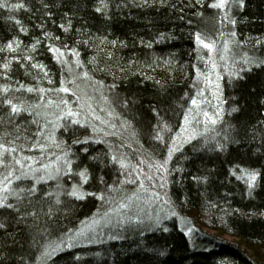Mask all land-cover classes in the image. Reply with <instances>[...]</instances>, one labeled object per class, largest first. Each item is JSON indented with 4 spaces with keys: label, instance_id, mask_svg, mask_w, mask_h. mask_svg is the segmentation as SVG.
I'll return each mask as SVG.
<instances>
[{
    "label": "trees",
    "instance_id": "obj_1",
    "mask_svg": "<svg viewBox=\"0 0 264 264\" xmlns=\"http://www.w3.org/2000/svg\"><path fill=\"white\" fill-rule=\"evenodd\" d=\"M225 41L244 64L221 82L215 132L167 162L166 198L191 230L173 217L95 226L100 197L104 210L119 200L115 152L84 121L54 125L48 104L83 102L80 76L162 159L171 130L206 106L203 43ZM0 147L38 162L65 154L82 179V193L18 180L4 194L0 264H264V0H0Z\"/></svg>",
    "mask_w": 264,
    "mask_h": 264
},
{
    "label": "rangeland",
    "instance_id": "obj_2",
    "mask_svg": "<svg viewBox=\"0 0 264 264\" xmlns=\"http://www.w3.org/2000/svg\"><path fill=\"white\" fill-rule=\"evenodd\" d=\"M203 44V48L210 56L207 102L203 100L206 106L195 109L171 130L170 147L163 151L162 159L153 156L149 158L141 149L133 145L132 132L137 134L133 124L126 119L127 117L123 118L120 115L123 112L115 108L109 95L104 93L99 96L94 95L80 76H77L76 81H78L77 86L83 102L78 99L74 101V109L64 108L61 109L62 111L59 109L63 105L62 102L65 103L69 99L48 104L58 111L54 113V110L55 115L52 114L50 117L54 125H57L62 117L84 121L97 130L115 152L116 169L120 178L119 185L116 186L117 193L118 191L120 193L119 200L116 202V207L104 210L110 206H108L107 197H100L104 212L101 210V216L98 215L100 217L93 220L95 226L106 225L117 215H122L120 217L122 221H139L153 226L173 217L185 230H191L190 219L177 215L166 198L167 162L173 150L187 140L193 137L204 141L205 138L206 141L210 140L208 134L215 132L214 128L222 109L219 96L221 82L238 76L244 64L242 58L231 52L228 48L229 43L226 41L216 49L211 43ZM123 131H126L129 136L127 134L126 137L123 136ZM69 164V158L65 154L54 155L45 160L43 158L38 162L24 154L0 147V199L4 197V194L16 192L15 184L18 180L50 181L56 184V188H61L67 194L82 193L79 184L82 179L78 175H74L76 179H71L73 174ZM247 178L251 182L254 176L249 175ZM221 236L227 240H236L229 234Z\"/></svg>",
    "mask_w": 264,
    "mask_h": 264
}]
</instances>
